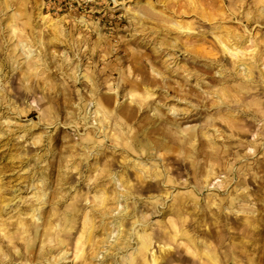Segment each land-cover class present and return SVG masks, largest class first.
I'll return each instance as SVG.
<instances>
[{
    "label": "rangeland",
    "instance_id": "374dc122",
    "mask_svg": "<svg viewBox=\"0 0 264 264\" xmlns=\"http://www.w3.org/2000/svg\"><path fill=\"white\" fill-rule=\"evenodd\" d=\"M0 264H264V0H0Z\"/></svg>",
    "mask_w": 264,
    "mask_h": 264
},
{
    "label": "bare ground",
    "instance_id": "6f19581e",
    "mask_svg": "<svg viewBox=\"0 0 264 264\" xmlns=\"http://www.w3.org/2000/svg\"><path fill=\"white\" fill-rule=\"evenodd\" d=\"M256 113V112H255ZM148 148V147H147ZM91 224H92V220H91V217H88L87 219H86V227H87V225L88 226H91ZM88 230V229H87ZM144 239V238H143ZM149 240L148 239H146L145 241H143V244H142V248L141 249H143V248H147L149 245ZM148 245V246H147Z\"/></svg>",
    "mask_w": 264,
    "mask_h": 264
}]
</instances>
